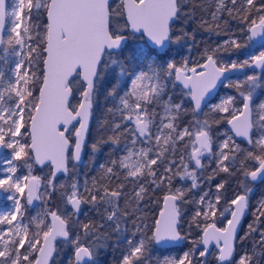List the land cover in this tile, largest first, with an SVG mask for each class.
<instances>
[{
  "label": "snow or ice",
  "instance_id": "6c2138e0",
  "mask_svg": "<svg viewBox=\"0 0 264 264\" xmlns=\"http://www.w3.org/2000/svg\"><path fill=\"white\" fill-rule=\"evenodd\" d=\"M189 2L117 0L114 5L113 0H13L10 5L0 0V57L3 62L12 58L7 74L0 70V149L8 150L0 167V193L9 202L0 209V264H51L58 239L73 249L69 264H96L99 248L110 234L127 233L129 222L131 235L117 241L126 242L128 248L120 264H154L150 246L166 249L188 238L182 231L184 197L220 173L239 177L235 190L229 197V181L222 180L214 194L204 191L194 201L196 211L189 227H200V218H212L213 223H205L200 238L182 255L166 256L155 264H207L213 242L218 264H233L238 225L249 208L254 185L264 183V99L258 95L264 90V0H211V4L205 0L207 6L193 4L186 12ZM197 6L209 17H201L199 27L219 34L221 21L225 25L238 21L239 35L232 33L214 48L205 47L203 62L192 67L187 58L182 63L163 59L165 49L188 38L183 30L175 35L174 23L181 16L194 18ZM34 19L42 23L34 24ZM242 49L248 50L243 60L225 62L219 56L239 54ZM233 73L243 78L232 79ZM77 79V90L83 91L79 106L73 107L70 98ZM105 83L110 85L105 91L113 104L107 109L110 118L100 127L110 134L91 149L95 154L110 145V158L97 165L100 177L92 178L91 188L87 177L83 184L77 180L64 188L60 198L65 210L50 208L45 219L34 217L38 230L30 233L31 224L22 220L21 198L32 204L42 199V189L49 202L56 196L57 173L69 171L70 158L82 159L95 96ZM220 83L237 95L208 104L207 98ZM178 85L182 86L179 100ZM185 97L191 108L185 107ZM205 106L221 119L211 123L200 119ZM187 115L192 119L181 127V118ZM221 120L230 131L218 139L212 125ZM73 121L79 127L70 137L66 133ZM25 137L30 143L21 142ZM25 158L53 166L47 184L31 173L17 175L16 162ZM212 164L215 168L204 178L203 171ZM177 177L190 180L191 188L173 189ZM149 186L168 188L163 208L150 222L147 215H136L142 211ZM84 205L92 206L99 221L80 224ZM226 215L231 217L228 226L217 228L215 218ZM253 216L255 221L242 239L258 238L235 264H264V198Z\"/></svg>",
  "mask_w": 264,
  "mask_h": 264
},
{
  "label": "trees",
  "instance_id": "16d2710c",
  "mask_svg": "<svg viewBox=\"0 0 264 264\" xmlns=\"http://www.w3.org/2000/svg\"><path fill=\"white\" fill-rule=\"evenodd\" d=\"M117 0H113V4ZM208 4H211V0H207ZM193 4L195 5H205V0H190L188 5L185 7L184 11H191ZM207 6V5H205ZM201 17L205 19H209L208 15L202 11V8L197 6L195 8V16L189 17V16H181V18L174 23V28L176 29L175 35H180L181 30L185 31L188 33V38L183 40L180 44H173L170 46V48L167 49L164 53H162L163 59H174L178 63H182L185 58L189 60V66L195 64L196 62H201V53L204 51L205 47H215L217 44L222 43V40L224 38L229 37L232 33H235L237 36L239 35V27H238V21H230L227 25L224 24L223 21H221L220 29L218 30L219 34H217V31L213 32H208L204 28L199 27ZM225 20L228 19L227 16L224 17ZM34 24L37 23H42V21L38 20H33ZM132 41L129 42V47L132 46ZM248 50L242 49L241 53L239 54H233L231 52H221L219 53L220 58L227 59L228 62H230L233 58L234 60H242L244 57L245 53H247ZM183 54H185L183 56ZM0 60L2 61V57H0ZM8 61L5 62V65H7ZM37 69L34 68L33 71H36ZM107 83H105L102 87H99L97 90V94L95 96V100L93 103V110H92V119L89 124V130L86 134V139H85V146L83 149L82 153V160L81 162H77L72 160L71 158L69 159V171L65 175H59L56 176L55 178V184L57 186V194L56 196L52 197L51 201L47 199L46 191L44 195L42 196L41 200L39 201L40 204V209L45 211L48 209H59L60 211L65 210V205L63 200L60 198V192L64 190V188H67L70 186L74 181H80L81 184H83L85 177H87L88 182L91 180L92 177H96L99 180L100 173L97 169V165L102 161V160H108L110 158V153H111V146L110 145H105L101 151L93 154L91 145L99 140L102 136L107 137L110 133L106 131L101 130V123L105 119H109V115L107 113V109L112 106L113 101L110 98H107L106 96V91L105 89L109 87ZM79 87L78 79L73 81V95L71 99V106L73 107H78L81 96L80 92L83 91L82 88H77ZM38 88V84H37ZM179 95L177 97V94ZM175 97L177 100L181 98V87L178 85L175 89ZM188 105H186V108H191V102L187 100ZM185 119L181 121L182 124H187L191 119V115L184 116ZM221 117L219 116L220 120ZM221 123L224 124L226 122L221 120ZM77 124L74 123L72 126V130L67 132V135L70 137L73 136V130L75 128V125ZM27 127V126H26ZM26 139H28L26 137ZM72 144L74 145L75 141L72 139ZM118 155V154H117ZM29 156L32 157V153H29ZM69 157H71V150L69 153ZM33 163V169L32 172H35L37 174H41V178L44 179L46 178V182H48L49 179H51V165L50 164H45L43 167H39L35 161L32 159H29ZM18 162V170L25 169L26 165L25 163L20 160ZM94 162V163H93ZM238 167V165H237ZM215 168V165L208 168V170H204L202 173V176L204 178L208 177L212 173V169ZM239 177H229L225 173H220L219 176L215 177L212 179L210 182L207 181L206 179L204 182L201 184V187L198 189H193L192 191L188 192L187 195L184 197V200L187 201L186 203H181V212H182V225L183 229L182 231L185 232V225L187 223H190L192 220V212L196 210V204L194 203L195 200H197L196 196H194L195 190L203 191L208 187L210 190L215 191V185L217 183H220L222 180H227L229 183L226 185L227 187V195L230 197L232 192L235 190L236 183ZM62 180L64 182H62ZM47 184V183H46ZM61 185L64 187L62 188ZM114 186V185H113ZM173 189L177 187H181L184 189L191 188V181L190 180H181L178 177L173 180L172 183ZM131 184L128 185L127 190H130ZM168 192V188L161 187L159 190H154L151 186L148 187V194L145 196L144 201L141 204V209L144 206L145 210L148 211V217L149 220L155 217L156 211L161 205L162 197L165 193ZM24 214L26 219L28 220V224H31L30 230L34 231L36 226L35 223H33V218H34V207L29 206L27 204L26 199L24 198ZM221 207H223V201L221 202ZM185 210H189L190 214L187 215ZM69 212H71V209H68ZM250 222H248L247 226L249 224L254 223L255 217L253 216V213L250 214ZM75 220L76 217H73ZM100 217L97 215L96 211L92 208L91 205H84L82 206V214L79 216V221L80 224L83 223H88L90 220L91 221H99ZM200 227H196L195 224H192L191 227H189V232L188 238L186 239L184 243L183 248H191L193 246L192 241L198 240L200 238V232L203 228V221L199 219ZM261 227H264V223L261 224ZM77 229H79V225H77ZM133 231L131 222L128 224V232L124 233L122 235H117V234H110L109 240L104 243L102 247L99 248V250L96 253L95 260L96 264H120L123 255L127 253L128 248L126 242H120L117 243L118 240L123 239L124 235H131ZM110 232V230H109ZM248 232V230H247ZM246 232V233H247ZM245 233V234H246ZM81 235V238L83 239V232L80 231L79 233ZM245 234L243 237H245ZM258 237L255 235L249 236L246 241L248 244L252 246V243L255 239ZM245 239H242L241 237L238 238L237 240V249L238 252L240 253L242 243ZM201 245L199 246V248ZM56 248H57V253L53 257L51 264H69V258L72 256L73 249L70 245L66 244L62 239H58L56 242ZM155 247L151 250V252H154ZM34 259V257H33ZM207 260V264H218L216 260L215 255H211ZM152 261L155 264V260L152 259ZM233 264H235V261H233Z\"/></svg>",
  "mask_w": 264,
  "mask_h": 264
},
{
  "label": "rangeland",
  "instance_id": "374dc122",
  "mask_svg": "<svg viewBox=\"0 0 264 264\" xmlns=\"http://www.w3.org/2000/svg\"><path fill=\"white\" fill-rule=\"evenodd\" d=\"M13 2V0H8V3L11 5V3ZM229 37H227V38H224L223 40H225V39H228ZM223 40H222V42H223ZM185 54H183V56H184ZM225 62H228L227 61V59H223ZM232 60H234V58L232 59ZM12 66V58H9V60H8V63H7V65H5V62H3V60L1 61L0 60V70H3L6 74H7V72H8V69H9V67H11ZM250 73V72H249ZM237 77H239V78H243L242 77V75H235V76H232V79H236ZM226 83V82H225ZM36 95H38V91L35 93ZM226 95H234V96H236L237 95V93H236V90L235 89H231V88H226V87H224V84H222V87H221V90L218 92V94L212 99V101L209 103V104H215V103H218L219 102V100L221 99V97H224V96H226ZM258 95H259V98L260 99H264V90H261V91H259V93H258ZM184 100H185V106L186 105H188V103H187V98L185 97L184 98ZM237 106H240V100H239V97L237 96ZM204 113H207V116H205L204 115ZM219 114H216V115H214V114H212V113H210L209 112V110H208V107L207 106H205L204 107V109H203V113L201 114V116L199 117L200 119H205V118H207L208 120H209V122L211 123L212 121H214V120H218L219 119ZM183 119H185V117L183 116L182 117V120ZM180 124H181V127H183L185 124H182L181 123V121H180ZM220 123H218V124H215V123H213V125H212V127H213V132H214V136L215 137H217L218 139H223V133L226 131V130H229L230 131V129L228 128V126H227V123H224L223 125H219ZM215 127V128H214ZM76 128H78V122H77V124L75 125V128H74V130H73V134H74V132H75V129ZM72 130V128L69 130V131H71ZM21 131H24V129H22ZM68 131V132H69ZM237 139V143H241V141H239L238 140V138H236ZM21 142H23V143H30V139H26V137H25V139L24 140H22ZM241 146L242 147H244V144H242L241 143ZM214 150H215V145H214ZM4 153L1 155V159H0V167H2L3 166V160H4V158L8 155V150H5L4 149V151H3ZM119 155V154H118ZM107 160V159H106ZM106 160H102L100 163H104ZM24 163H25V165H26V167H25V169H20V170H18V172H17V175H19V176H25V175H29V173H31V175L34 173V172H32V169H33V163L31 162V161H29L28 160V158H25L24 160H22ZM99 163V164H100ZM204 163L205 164H207L208 163V160L207 159H205V161H204ZM16 164H17V167H18V162H16ZM213 165H215V164H212L211 165V167L213 166ZM29 166H31V167H29ZM208 168L209 167H207V168H205L206 170H208ZM39 177H40V175H38ZM93 178V177H92ZM92 178H91V180H89V182H88V186L91 188V181H92ZM42 179V178H41ZM46 178H44V179H42V181H43V183H47L46 182ZM184 181V180H183ZM62 182H64L63 180H62ZM262 188V189H261ZM261 188H260V190H259V192H258V195H256L255 194V200H254V202H255V204H258V201L260 200V199H262V198H264V184H262V186H261ZM208 190H210L208 187H206V189H204L203 191H197V190H195V192H194V196H196V198H197V200L199 199V197H200V195L204 192V191H208ZM211 191V193H213L214 194V191H212V190H210ZM42 192L43 193H45V190L44 189H42ZM253 194V193H252ZM254 195V194H253ZM26 199V198H25ZM27 201V200H26ZM21 205H22V210H23V214H24V208H25V205H24V198H21ZM9 206V202L4 198V196L2 197V200L0 201V209H3V208H6V207H8ZM34 217H37V216H39L41 219H45V211H43V210H41L40 209V204H39V201H38V203H37V205H35V207H34ZM196 211V210H195ZM194 211V212H195ZM185 212L187 213V215H189L190 214V211L189 210H185ZM194 212H192V216H193V214H194ZM140 215H144L143 213H139V214H137V216H140ZM228 215H226V217H219V216H217L216 218H215V220H214V222H216V220H218V219H220V221L222 222V223H226L227 222V220H228ZM203 219V218H202ZM22 220H23V223L24 224H28V220L26 219V217H25V215H23V217H22ZM204 220V219H203ZM206 223H213V219L212 218H209L207 221H206ZM188 227H189V223H187L186 225H185V229H188ZM38 229L37 228H35V230L34 231H31L30 229H29V231H30V233L31 232H35V231H37ZM46 230V229H45ZM139 238V237H138ZM137 238V239H138ZM188 250V248L186 249V248H180V247H169V248H167L166 250H164V251H154L153 253H152V255H151V259H154L155 261L156 260H158V259H163L164 257H166V256H176V257H178V256H180V255H182L183 254V252L184 251H187ZM240 257V256H239ZM239 257L237 258V260L239 259Z\"/></svg>",
  "mask_w": 264,
  "mask_h": 264
},
{
  "label": "flooded vegetation",
  "instance_id": "af4514ba",
  "mask_svg": "<svg viewBox=\"0 0 264 264\" xmlns=\"http://www.w3.org/2000/svg\"><path fill=\"white\" fill-rule=\"evenodd\" d=\"M246 58V56L244 55V57L242 58V60L243 59H245ZM202 62V61H201ZM194 65V64H193ZM193 65H190L189 67H191V66H193ZM248 72H251L252 70L251 69H249V70H247ZM256 71H260L259 69H257ZM181 88H182V86H180ZM222 87V86H221ZM177 94V93H176ZM218 94V93H217ZM216 94V95H217ZM179 95L177 94V97H178ZM192 105V104H191ZM181 121H182V118H181ZM219 125H223L221 122H220V124ZM215 128V127H214ZM214 133V132H213ZM239 141H241V143L242 144H244V147H247V145L245 144V143H243L242 142V140H240V139H238ZM33 155V154H32ZM1 159V158H0ZM33 161H34V159H33ZM214 166V165H213ZM210 168V167H209ZM206 170V169H205ZM32 175H36V176H38V175H40V177H41V174H37V173H33ZM39 177V176H38ZM262 184H264V183H257L256 185H254V192H253V194H251V196H250V203H249V208H248V210H247V212H246V216H245V218L242 220V222H241V224H240V229H239V232H238V234L236 235V246H235V248H236V250H235V253H234V260L233 261H237V258L241 255V254H243V252L245 251V250H251V248H252V246L250 245V244H248L247 243V241H246V239L243 241V243H242V247H241V251H240V253L238 252V249H237V240H238V238L239 237H241V238H243V235L247 232V230H248V226H247V224H248V222H250V214L251 213H253V212H255L256 211V208H257V204H255V202H254V200H255V194L256 195H258V192H259V190H260V188H261V186H262ZM262 189V188H261ZM261 191V190H260ZM214 193H215V191H214ZM4 195L2 194V197H3ZM163 198V197H162ZM2 200V199H1ZM0 200V201H1ZM163 200V199H162ZM27 202V201H26ZM37 203H38V200H37V202L35 203V205H37ZM28 204V203H27ZM161 204H162V201H161ZM29 206H31V207H35V206H32L31 204H29ZM160 207H161V205H160ZM160 207L158 208V210L156 211V215H157V213H158V211L160 210ZM139 213H143L144 215H147L148 216V211L147 210H145V207L143 206L142 207V211L141 212H138L137 214H139ZM136 214V215H137ZM156 215H155V217H156ZM229 216V215H228ZM154 217V218H155ZM230 217V216H229ZM229 217H228V219H229ZM200 220H202L204 223H203V226L205 225V223H206V221L205 220H203L202 218H200ZM151 220H149V222H150ZM227 223V222H226ZM226 223H222L221 221H220V219H218V220H216V222H215V224H216V226L218 227H224L225 226V224ZM208 224H211V223H208ZM189 228V227H188ZM189 232V229H186L185 230V232L184 233H188ZM202 235V230H201V232H200V236ZM138 238V237H137ZM186 241V240H185ZM185 243V242H184ZM177 247H180V248H183L184 247V244L183 245H181V246H177ZM167 248H169V247H167ZM166 248V249H167ZM153 249V247H151L150 246V253H151V255H152V252H151V250ZM166 249H162V248H159V247H155V249H154V251H164V250H166ZM199 250H203V246L201 245V247L199 248ZM211 255H215V256H217L218 255V249H216V247L214 246V245H212V246H210V254L206 257V259H208Z\"/></svg>",
  "mask_w": 264,
  "mask_h": 264
},
{
  "label": "water",
  "instance_id": "95a60500",
  "mask_svg": "<svg viewBox=\"0 0 264 264\" xmlns=\"http://www.w3.org/2000/svg\"><path fill=\"white\" fill-rule=\"evenodd\" d=\"M170 48V47H169ZM168 49V48H167ZM167 49H165L164 50V52L165 51H167ZM203 62V61H202ZM201 62V63H202ZM194 66V65H193ZM192 67V66H191ZM231 77L232 76H235V75H241L240 73H233V74H229ZM222 84L223 83H220V84H218L217 85V88L213 91V93L207 98V100H208V104L212 101V99L216 96V94L221 90V86H222ZM71 99H72V97L70 98V102H71ZM79 105V104H78ZM91 119H92V116L90 117V120H89V124H90V122H91ZM77 121H73L72 122V124L71 125H69V130L72 128V126L74 125V123H76ZM227 126H228V128L230 129V126L227 124ZM78 127H79V123H78ZM89 127L90 126H88V130H89ZM61 130H63V125H61ZM88 130H87V132H88ZM87 132H86V134H87ZM86 134H85V139H86ZM66 135H67V133H66ZM238 139H240V138H238ZM241 140V139H240ZM71 150V149H70ZM70 150H69V153H70ZM4 151V149H0V157H1V155L4 153L3 152ZM83 153V152H82ZM34 159V158H33ZM82 160V159H81ZM79 162H81V161H79ZM37 164V163H36ZM45 164H50L49 162H45ZM44 164V165H45ZM39 167H43L44 165H40V164H37ZM51 165V164H50ZM68 165H69V163H68ZM51 171H53V166L51 165ZM66 173H64V172H58L57 173V175L56 176H59V175H65ZM36 176V175H35ZM51 178H52V175H51ZM166 194V193H165ZM164 194V195H165ZM163 195V196H164ZM2 199V193H0V200ZM37 202V200H34V202L31 204L32 206H35V203ZM163 208V200H162V204H161V207H160V210L158 211V213H157V215H156V217L159 215V212L161 211V209ZM230 216V215H229ZM245 216L246 215H244V217L242 218V220L245 218ZM231 217H229V219H230ZM242 220H241V222H242ZM241 222H240V224H241ZM240 224L238 225V229H237V233H236V235L238 234V232H239V229H240ZM228 225H227V223L225 224V226L224 227H217V228H226ZM236 238L237 237H235V241H234V246H236ZM184 242H185V240H182V241H178V242H175V243H172V244H170L168 247H176V246H181V245H183L184 244ZM212 245H214L215 247H216V249H218L217 248V246H216V244H215V242H213L210 246H212ZM235 250H236V248H235Z\"/></svg>",
  "mask_w": 264,
  "mask_h": 264
}]
</instances>
